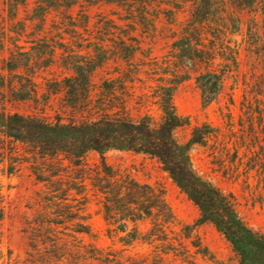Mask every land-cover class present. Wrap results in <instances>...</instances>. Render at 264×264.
<instances>
[{
    "label": "trees",
    "instance_id": "16d2710c",
    "mask_svg": "<svg viewBox=\"0 0 264 264\" xmlns=\"http://www.w3.org/2000/svg\"><path fill=\"white\" fill-rule=\"evenodd\" d=\"M166 2L163 6L174 9V19L179 12L187 13L172 38L169 59L162 64L152 58L147 67L135 65V76L144 70H167L159 73L150 93L159 121L154 120L144 103L147 93L141 95L139 105L144 112L138 117L130 112L128 99L114 103L112 87L105 98L93 93L92 74L110 61L105 50L114 48L116 39L124 38L111 32L116 30V24L105 18L96 24L97 35L89 38L84 54L65 61L71 74L59 82V91L63 92L68 107L73 112L79 110L80 119L47 121L0 108V175L27 173L39 186L31 198L33 207H26L23 212L24 249L20 264H162L164 257L177 256L174 242L184 255L193 257L182 242L170 238L174 217L163 191L139 184L120 169L114 170L103 157L109 150L131 151L156 159L197 207L199 223L212 224L230 244L238 264H264V232L252 229L244 221L234 195L201 175L191 157L193 146L204 148L224 177L235 181L242 176L248 189L257 176L264 192V170L260 157L255 155L260 134L264 135L256 129L264 125V0ZM134 24L136 27L138 23ZM242 52L252 71L250 79L244 81L239 106L243 130L235 131L232 126L224 130L204 123L192 128L187 142H179L175 131L188 126L190 120L178 114L173 95L175 87L186 77H178V71H172L171 65L187 62L199 71L195 81L202 107L206 109L218 99L224 81L238 72ZM124 76L117 73L110 82L123 83ZM211 86L218 89L213 91ZM89 152L100 156L98 164L85 163ZM244 165L245 172L240 173L238 169ZM254 168L261 171L253 172ZM92 198L98 200L105 236L111 241L106 248L79 238L80 235L94 238L85 214ZM12 210L0 189V224L12 215ZM144 217L150 219L151 227L142 235L136 223ZM139 242L153 247V252L133 254L130 248ZM8 258L7 264H11L10 255Z\"/></svg>",
    "mask_w": 264,
    "mask_h": 264
},
{
    "label": "rangeland",
    "instance_id": "374dc122",
    "mask_svg": "<svg viewBox=\"0 0 264 264\" xmlns=\"http://www.w3.org/2000/svg\"><path fill=\"white\" fill-rule=\"evenodd\" d=\"M116 1L119 0H0V108L11 113L35 115L47 121L60 119L69 122L71 119H80V111L73 112L68 107L63 92L59 91V82L71 74L66 69L65 61L69 57L76 60L80 57L77 55L84 54L89 38L97 35L96 24L105 18L116 24V30L111 32L124 38L123 43L116 39L115 47L105 50L110 55V61L92 74L93 93L98 98H105L109 96V88L112 87L111 92L115 93L114 103L128 99L129 110L134 117L144 112L139 104L142 102L141 95L147 93L144 103L154 120L159 121L157 108L150 102V93L155 86V79L160 77L159 73L167 70H144L135 76V65L147 67L152 64V58L162 64L167 61L172 38L177 34L187 13L179 12L174 19V9L163 6L167 0H129L125 4ZM70 16L73 17L72 20H69ZM133 18L136 22H133ZM246 20L244 14L242 22L245 23ZM134 23H138L136 27ZM240 40L239 36L237 41ZM170 69L178 71V77H186L175 87L173 95L178 114L190 120L188 126L175 131L174 136L179 142H187L192 128L204 123H212L224 130H228L229 126L238 132L243 130L239 106L244 81L250 79L252 73L245 52L240 54L238 72L224 81L218 99L206 109L202 107L201 92L195 81L199 71H195V67L187 62L175 63ZM120 72L125 75L123 83H111ZM152 73L154 76H151ZM211 88L213 91L218 89L215 86ZM139 109L141 111L138 113ZM256 129L262 133L264 125H258ZM255 155L260 157L264 170L262 134ZM103 157L114 170L120 169L139 184L163 191L164 200L174 217L170 225L173 233L170 238L182 242L193 257L184 255L178 243L174 242L177 256L164 257L162 264H238V257L230 244L212 224L199 223L197 207L174 184L156 159L120 150H109ZM191 157L201 175L222 191L234 195L237 210L244 221L252 229L264 232V192L260 190L262 185L257 183V176L247 189L242 176L234 181L217 171V166L211 163L204 148L193 146ZM99 161L100 156L95 152H89L85 157V163L89 166L98 164ZM245 168V165L240 166L238 171L245 172ZM255 170L261 171L260 168H254L253 172ZM0 189L13 208L12 215L7 216L0 224V252L3 256L0 264H7L9 255L11 264L18 261L20 264L24 249L21 235L23 212L26 207H33L31 198L39 186L27 173H21L10 177L0 175ZM85 214L88 215L94 238L84 235L79 238L85 243L94 242L101 248L109 247L111 241L105 236L106 227L97 199H91ZM131 227L129 225L128 228ZM136 227L144 235L151 227L150 219L142 218L136 223ZM115 248H119V245H115ZM153 250V247L142 242L135 243L130 248L133 254L138 255H149Z\"/></svg>",
    "mask_w": 264,
    "mask_h": 264
}]
</instances>
